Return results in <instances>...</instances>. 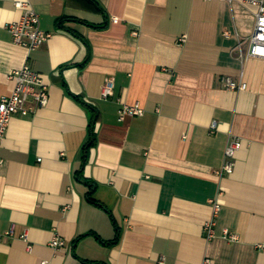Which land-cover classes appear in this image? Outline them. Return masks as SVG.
Instances as JSON below:
<instances>
[{"label": "crops", "instance_id": "obj_1", "mask_svg": "<svg viewBox=\"0 0 264 264\" xmlns=\"http://www.w3.org/2000/svg\"><path fill=\"white\" fill-rule=\"evenodd\" d=\"M16 1L51 34L38 50L6 30L22 15ZM253 27V8L217 0H0V98L24 65L49 94L34 115L12 117L0 146V264H264V60L247 56ZM224 79L247 88L228 91ZM106 82L113 96L102 99ZM123 105L143 115L119 122ZM232 137L242 145L220 177ZM56 236L65 246L53 250Z\"/></svg>", "mask_w": 264, "mask_h": 264}, {"label": "built area", "instance_id": "obj_2", "mask_svg": "<svg viewBox=\"0 0 264 264\" xmlns=\"http://www.w3.org/2000/svg\"><path fill=\"white\" fill-rule=\"evenodd\" d=\"M208 2L210 0H203ZM229 5L240 4L254 9V27L247 41L249 44L247 56L264 60V0H217ZM16 9L22 11L20 19L8 24L6 30L12 37L13 43L21 46L27 52L38 50L51 37L50 33L40 29L39 17L33 11L27 1H16ZM117 19H112V23H117ZM134 37L137 34H132ZM184 42V38L181 40ZM240 52V44L238 46ZM241 58V54H240ZM8 78L14 82V87L8 96L0 98V146L5 138L10 120L13 116L28 117L34 115L37 110L45 108L48 104V88L42 76L34 72L29 66L24 65L17 70H13ZM223 87L231 92L246 90L247 86L242 81L234 82L230 79L223 80ZM113 96V83L106 82L101 89V98L109 99ZM143 110L139 105H123L118 111V121L121 122L128 117H140ZM216 124L211 125V130L215 131ZM242 142L240 139L229 138L224 150L223 162L221 168L217 171L218 176L231 175L234 170V159L240 150ZM219 213V204L212 203L211 218L205 225L207 239L210 240L214 234V226ZM25 236H23V239ZM223 238L228 242H236L237 235L223 231ZM65 246V241L59 237H54L50 242V247L57 250ZM40 264H49L43 261ZM202 264H210L209 259H204Z\"/></svg>", "mask_w": 264, "mask_h": 264}, {"label": "trees", "instance_id": "obj_3", "mask_svg": "<svg viewBox=\"0 0 264 264\" xmlns=\"http://www.w3.org/2000/svg\"><path fill=\"white\" fill-rule=\"evenodd\" d=\"M103 27L104 26H102V27H94V28L95 29H103ZM68 32H71V34H73L74 36L79 37L77 34H75L72 31H68ZM94 122L95 121L93 120V123L90 125V128H89V141L87 142V144L83 148V166L85 165V163L87 161L88 151L94 145V142H95V134H94V129H93L94 128ZM77 177H78V179L80 181H82L84 184H86L91 189L92 185L88 181L83 179L82 172H79ZM87 198H88V201L90 203L98 205V203L92 198V190H90L87 193Z\"/></svg>", "mask_w": 264, "mask_h": 264}]
</instances>
